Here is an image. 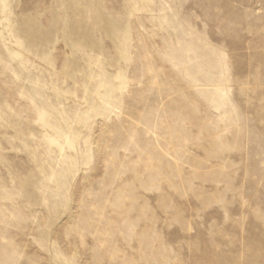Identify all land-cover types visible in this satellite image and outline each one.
<instances>
[{"label": "rangeland", "instance_id": "obj_1", "mask_svg": "<svg viewBox=\"0 0 264 264\" xmlns=\"http://www.w3.org/2000/svg\"><path fill=\"white\" fill-rule=\"evenodd\" d=\"M0 264H264V0H0Z\"/></svg>", "mask_w": 264, "mask_h": 264}]
</instances>
